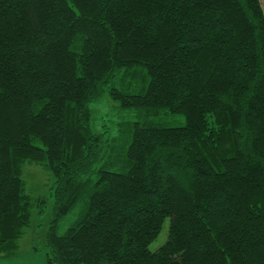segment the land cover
<instances>
[{"label": "trees", "instance_id": "obj_1", "mask_svg": "<svg viewBox=\"0 0 264 264\" xmlns=\"http://www.w3.org/2000/svg\"><path fill=\"white\" fill-rule=\"evenodd\" d=\"M28 163L47 264H264L261 0H0V256Z\"/></svg>", "mask_w": 264, "mask_h": 264}, {"label": "rangeland", "instance_id": "obj_2", "mask_svg": "<svg viewBox=\"0 0 264 264\" xmlns=\"http://www.w3.org/2000/svg\"><path fill=\"white\" fill-rule=\"evenodd\" d=\"M261 3L264 8V0H261ZM114 105V101L109 97H105L97 103L94 117L99 127L103 120V115L108 112L111 113ZM24 177L29 190L36 196L40 194L46 195L48 197V203L46 211L42 214L39 213L37 207L33 210L31 226L20 240L19 254H22L20 264H47L45 236L52 214L51 192L53 191V186H55L54 178L41 165L29 163L26 165ZM168 230L169 219L163 225L158 237L150 244L151 250L155 251L159 249L167 241ZM33 249H36V254L34 255L30 253Z\"/></svg>", "mask_w": 264, "mask_h": 264}, {"label": "crops", "instance_id": "obj_3", "mask_svg": "<svg viewBox=\"0 0 264 264\" xmlns=\"http://www.w3.org/2000/svg\"><path fill=\"white\" fill-rule=\"evenodd\" d=\"M30 253L34 255L36 251L33 249ZM21 255L18 253L14 256H0V264H20Z\"/></svg>", "mask_w": 264, "mask_h": 264}]
</instances>
